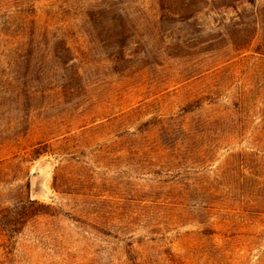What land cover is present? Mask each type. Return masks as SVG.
I'll list each match as a JSON object with an SVG mask.
<instances>
[{"label": "rangeland", "instance_id": "374dc122", "mask_svg": "<svg viewBox=\"0 0 264 264\" xmlns=\"http://www.w3.org/2000/svg\"><path fill=\"white\" fill-rule=\"evenodd\" d=\"M263 36L264 0H0L1 258L264 264Z\"/></svg>", "mask_w": 264, "mask_h": 264}, {"label": "trees", "instance_id": "16d2710c", "mask_svg": "<svg viewBox=\"0 0 264 264\" xmlns=\"http://www.w3.org/2000/svg\"><path fill=\"white\" fill-rule=\"evenodd\" d=\"M261 40H262V42H261L260 46L259 45L256 46L253 51L256 52V53H258V54H260L261 56H264V36L262 37ZM63 48L66 50V48H67L66 45L63 44ZM257 151H264V150L258 149ZM30 153H31V157H32V156L38 155L40 152L38 150H36V149H33ZM18 206L20 208H22L23 210H25V211H27V210L31 211V214H32V213H34V210H37L35 208V206H41V204L38 203L37 201L32 200V199H29L27 197L24 200L21 199L19 201ZM0 264H10V261H9V259H7L5 257V255H4L3 258H1V256H0Z\"/></svg>", "mask_w": 264, "mask_h": 264}]
</instances>
